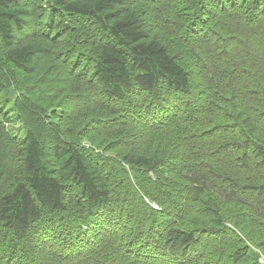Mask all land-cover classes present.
Returning <instances> with one entry per match:
<instances>
[{
	"label": "trees",
	"instance_id": "trees-1",
	"mask_svg": "<svg viewBox=\"0 0 264 264\" xmlns=\"http://www.w3.org/2000/svg\"><path fill=\"white\" fill-rule=\"evenodd\" d=\"M264 0H0V264H262Z\"/></svg>",
	"mask_w": 264,
	"mask_h": 264
},
{
	"label": "rangeland",
	"instance_id": "rangeland-1",
	"mask_svg": "<svg viewBox=\"0 0 264 264\" xmlns=\"http://www.w3.org/2000/svg\"><path fill=\"white\" fill-rule=\"evenodd\" d=\"M260 262H261L262 264H264V257H261Z\"/></svg>",
	"mask_w": 264,
	"mask_h": 264
}]
</instances>
